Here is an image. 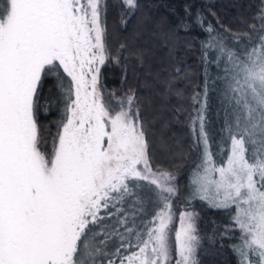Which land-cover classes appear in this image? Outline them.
<instances>
[{"label":"snow or ice","instance_id":"obj_1","mask_svg":"<svg viewBox=\"0 0 264 264\" xmlns=\"http://www.w3.org/2000/svg\"><path fill=\"white\" fill-rule=\"evenodd\" d=\"M105 16L104 0L0 7V264H197L196 213L173 209L176 176L152 164L151 120L134 90L123 97L103 90L101 66L121 59ZM258 19L253 35L236 38L247 40L236 52L213 36L219 56L209 61L204 45L203 63L217 76L205 67L193 96L200 163L191 183L211 206L236 207L240 264H264V11ZM126 50L121 43L118 51ZM134 55L143 63L146 53ZM182 71L165 80L169 90ZM49 85L57 95L46 98ZM210 91L227 133L219 165ZM53 103L62 106L55 131L41 123Z\"/></svg>","mask_w":264,"mask_h":264},{"label":"trees","instance_id":"obj_2","mask_svg":"<svg viewBox=\"0 0 264 264\" xmlns=\"http://www.w3.org/2000/svg\"><path fill=\"white\" fill-rule=\"evenodd\" d=\"M104 2L107 31L117 50L112 54L121 56L119 63L109 59L101 66L104 92L123 97L129 89L134 90L141 110L151 120L152 164L155 169L167 170L176 176L177 193L171 198L173 209L192 208L196 212L200 238L197 264H240V256L234 249L241 243L242 233L234 224L233 207L218 209L191 193L193 172L200 163V148L195 143L198 123H193L199 105L194 103L193 96L203 87L205 67L210 78L217 76L214 64L203 63L204 45H208L209 61L219 56L211 43L213 36L233 52L245 46L246 39L236 38L253 35L250 32L253 25L259 28L258 17L264 11V0H135L132 8L123 0ZM2 6L3 0H0ZM209 26L213 29L211 33ZM155 33L162 39H156ZM121 43L126 44V51H118ZM140 50L146 53L143 63L134 55ZM176 67L183 71L174 81L176 90L173 91L164 82L171 79ZM43 95L47 98L57 93L49 85ZM208 105V129L216 142L220 128L214 123L215 117L222 119L216 113V92H209ZM61 108L53 103L51 114L41 120L46 129L55 131L53 125L61 116ZM175 220L176 217L173 228Z\"/></svg>","mask_w":264,"mask_h":264},{"label":"rangeland","instance_id":"obj_3","mask_svg":"<svg viewBox=\"0 0 264 264\" xmlns=\"http://www.w3.org/2000/svg\"><path fill=\"white\" fill-rule=\"evenodd\" d=\"M142 31V30H141ZM155 36L156 39H159L161 38L160 35H158V33H155L153 34ZM162 39V38H161ZM237 47V46H236ZM242 47V46H241ZM217 113V112H216ZM156 118H158L159 116L158 115H155ZM216 123V126L218 128L221 129V126H223V121L222 119L219 120L217 117H215V122ZM215 126V127H216ZM217 132V131H216ZM217 138H216V142H215V148L213 150L214 152V161L217 165L221 164V163H224L227 159V149H228V144L225 142L226 141V138H227V133H222L220 130H218V134H216ZM193 178V177H192ZM191 193L192 194H195L194 193V189H193V185L191 184ZM233 207V211H234V216L236 215V207L235 206H232ZM190 210V211H193L195 212L194 209L192 208H184V207H179L178 210ZM196 213V212H195ZM179 227V220H178V212L176 214V220H175V227L173 228V230H175L176 228ZM173 237H174V231H173ZM200 244V243H199ZM199 247V245H198ZM199 251H198V248H197V252H196V261L198 260V255H199Z\"/></svg>","mask_w":264,"mask_h":264}]
</instances>
